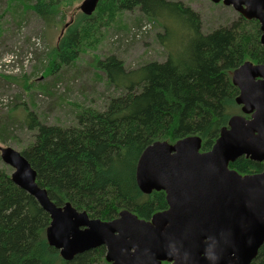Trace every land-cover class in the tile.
I'll return each mask as SVG.
<instances>
[{
  "label": "trees",
  "instance_id": "1",
  "mask_svg": "<svg viewBox=\"0 0 264 264\" xmlns=\"http://www.w3.org/2000/svg\"><path fill=\"white\" fill-rule=\"evenodd\" d=\"M22 1L49 27L64 23L65 31L44 65L46 74L70 65L85 46L95 45L99 31L120 11L138 9L163 28L157 37L167 49L165 60L127 67L116 54L96 59L108 85L117 92L108 96L103 109L80 105L76 123L67 126L46 124L27 110L25 122L35 134L21 153L57 205L69 202L101 220H112L126 209L145 219L166 210L165 191L145 193L139 188L138 160L155 141L173 144L191 135L201 137V150H210L230 118L243 114L233 73L247 60L264 63L259 21L241 15L231 24L204 32L199 14L181 1L100 0L93 13L66 23L63 6L72 0ZM174 24L181 34L175 45L170 39ZM30 87L26 83L25 88ZM7 136L2 133L0 139L6 142ZM229 166L242 174L258 173L264 170V160L240 156ZM50 222L37 199L13 181L7 168L0 169V264L106 260L104 245L64 259L48 241ZM250 264H264V243Z\"/></svg>",
  "mask_w": 264,
  "mask_h": 264
},
{
  "label": "water",
  "instance_id": "2",
  "mask_svg": "<svg viewBox=\"0 0 264 264\" xmlns=\"http://www.w3.org/2000/svg\"><path fill=\"white\" fill-rule=\"evenodd\" d=\"M100 0H84L90 15ZM233 6L260 23L264 45V0H212ZM239 87L234 114L210 150L191 135L171 144L155 141L142 152L136 179L150 193L163 190L169 207L150 219L122 210L112 220L91 218L69 202L57 205L37 182V172L13 147L1 158L13 168L11 178L33 195L51 217L50 245L62 257L104 245L111 264H250L264 243V170L242 174L229 166L240 156L264 160V63L245 61L233 73Z\"/></svg>",
  "mask_w": 264,
  "mask_h": 264
},
{
  "label": "rangeland",
  "instance_id": "3",
  "mask_svg": "<svg viewBox=\"0 0 264 264\" xmlns=\"http://www.w3.org/2000/svg\"><path fill=\"white\" fill-rule=\"evenodd\" d=\"M83 1L72 0L63 6L66 23L85 14L81 10ZM176 1L199 14L204 32L242 17L233 6L223 2ZM23 5L22 0H0V134L9 135L6 142L0 139V169L7 168L10 174L13 168L2 160L1 148L10 146L21 152L34 141L35 131L28 129L25 122L27 110L35 112L46 124L73 125L80 105L103 109L108 96L117 93L96 66V59L116 54L127 67H135L148 60H165L167 55L157 37L163 32L160 24L150 21L138 9L123 10L99 31L95 45L82 48L75 62L46 74L44 65L65 31L64 23L49 27L36 12ZM173 27L170 39L175 45L181 34L178 26ZM26 83L30 89L25 88ZM99 264L111 263L103 259Z\"/></svg>",
  "mask_w": 264,
  "mask_h": 264
}]
</instances>
